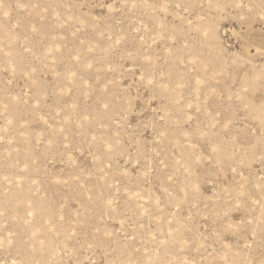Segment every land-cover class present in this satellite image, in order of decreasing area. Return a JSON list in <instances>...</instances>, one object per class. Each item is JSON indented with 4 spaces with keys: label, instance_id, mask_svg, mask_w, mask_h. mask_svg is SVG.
Here are the masks:
<instances>
[{
    "label": "rangeland",
    "instance_id": "obj_1",
    "mask_svg": "<svg viewBox=\"0 0 264 264\" xmlns=\"http://www.w3.org/2000/svg\"><path fill=\"white\" fill-rule=\"evenodd\" d=\"M0 264H264V0H0Z\"/></svg>",
    "mask_w": 264,
    "mask_h": 264
}]
</instances>
